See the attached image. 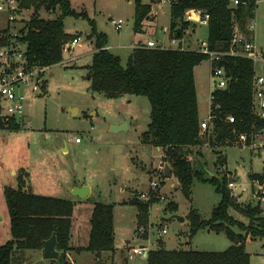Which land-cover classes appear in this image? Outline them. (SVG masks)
<instances>
[{"label": "rangeland", "instance_id": "rangeland-1", "mask_svg": "<svg viewBox=\"0 0 264 264\" xmlns=\"http://www.w3.org/2000/svg\"><path fill=\"white\" fill-rule=\"evenodd\" d=\"M170 1L174 0H149L155 7L152 11L156 9L157 13V32L153 39L164 41V46L179 47L171 43L167 31H163L170 20ZM71 6L77 12H84L86 17L66 16L63 19L65 31L72 37L79 35L78 43L63 49L62 61L46 71L42 92L28 95L29 103L25 106V117L20 121L21 128L0 129V244L11 238L3 190L6 186L16 188L17 174L24 173L21 172L24 170L27 173V186L33 193L75 204L70 228L71 244L69 242L66 251L67 264L98 262L91 252L75 250L87 243L90 213L95 202L113 205L115 249L101 254L99 261L102 264H145L144 258L131 252V248L139 244H145L142 247L148 249L157 246L169 250L226 249L231 241L223 232L201 229L189 237V210L194 209L201 217L208 218L220 195L210 182L194 178L188 199L181 192L178 179L171 170L164 175L157 167L159 161L168 164L161 156V149L156 150L142 141V133L150 120L147 98L130 94L117 98L105 97L92 91L90 80L86 78L87 65L92 56L90 51L94 48L92 27L97 33L106 35L109 50L120 57L123 66L132 43L140 38H148V31H144V34L133 31V1L71 0ZM56 14L39 11V16L45 19L54 18ZM30 15V9L22 10L18 19L7 23L6 12L0 10V29L8 26V31L20 35ZM119 18L123 24L116 29L111 20ZM252 21L254 43L264 48V0H256ZM206 35L207 26L198 22L186 30V36L193 44L200 43ZM188 46L196 50L200 45ZM262 72L264 74V70ZM194 75L201 121L207 118L214 84L210 76V61L204 60L197 65ZM71 108H75V114H72ZM122 123H126L127 129L110 130L111 125ZM213 135V125L209 122L204 143L191 149V160L195 167L205 163V167L219 181L223 176L228 178L227 187L238 203L254 205L259 202L264 209L263 184L251 177L253 173L262 174L264 171V134L254 137L255 145L250 147L239 141L238 134L231 141L224 143L219 140L213 145L209 142ZM77 136L80 143L74 142ZM64 146L67 147L66 151L63 150ZM196 152L200 155H196ZM152 180L158 182L155 187L151 186ZM82 184L90 188L86 200L71 194L74 185ZM142 193L147 198H142ZM151 198L155 202L150 203L146 222L136 224L134 199L144 202ZM169 202L177 205L175 211L166 207ZM229 214L244 224L248 221L232 209H229ZM175 215L183 217V221L167 219ZM137 225L143 226L144 232H138ZM163 227L166 233L161 232ZM233 229L239 231L235 226ZM126 240L130 242L126 243ZM245 250L250 255L249 264H264V239L248 236ZM40 251L36 250V255L30 252L34 260H38L37 253ZM27 263L42 264L45 259L39 258L38 262L27 260Z\"/></svg>", "mask_w": 264, "mask_h": 264}, {"label": "trees", "instance_id": "trees-1", "mask_svg": "<svg viewBox=\"0 0 264 264\" xmlns=\"http://www.w3.org/2000/svg\"><path fill=\"white\" fill-rule=\"evenodd\" d=\"M132 1L133 31L140 32L143 22L151 18V4L142 0ZM255 8L256 0H238L234 5L230 0L170 1L169 37L181 39L187 28L195 24L187 12L201 9V14H208L206 47L210 51H227L235 26L245 39L252 40L253 31L248 24L254 17ZM29 9L31 15L25 28L21 29L22 34L17 37V41L25 45L28 62L46 66L61 62L64 45L79 36L72 37L65 31L63 19L66 16L86 18L85 13L72 8L70 0H20L19 12ZM40 10L57 14L54 18L45 19L39 16ZM92 29L96 51L92 53L86 73L90 76L91 90L109 98L126 94L147 98L150 120L142 133V141L162 150L163 158L177 177L186 198L190 197L194 178L210 182L220 195L208 218L201 217L194 209L189 210V237L198 230L207 229L223 232L231 241L222 251L169 250L157 246L148 250L145 264H249L250 255L245 250V240L248 236L264 239V209L259 202L254 205L238 203L227 187L226 176L219 181L215 174H207L205 163L196 168L191 160L192 147L204 143L206 132L200 129L193 70L202 61L208 60V55L199 50L149 48L138 44L131 49L123 66L120 57L106 48V35L97 33L94 27ZM8 43L7 26L0 29V47ZM211 64L223 67L228 79L225 88L210 92L209 116L214 135L209 142L217 144V133L220 142L224 143L231 141L234 135L245 133L246 144H249L251 134L264 132V118L257 117L251 108L253 62L246 57L225 55L217 63ZM228 115L234 117L232 123L225 120ZM19 128L20 123L13 118L0 117L1 130ZM196 155L200 153L196 152ZM21 172L24 173L17 174V187L6 186L3 190L11 238L0 244V264H29L26 252L41 250L53 230L59 255L56 259H50L49 264H67L66 251L69 249L74 202L33 193L26 183L27 173L24 170ZM263 176L264 171L262 174H251L261 183ZM154 202V198L144 202L134 199L136 224L146 222V213L150 203ZM166 207L172 212L177 209V205L171 202ZM229 209L247 218V223L234 218L229 214ZM89 223L86 245L75 250L91 252L97 258L96 264H102L99 261L101 254L115 249L113 205L95 202ZM233 226L239 231H234Z\"/></svg>", "mask_w": 264, "mask_h": 264}, {"label": "built area", "instance_id": "built-area-1", "mask_svg": "<svg viewBox=\"0 0 264 264\" xmlns=\"http://www.w3.org/2000/svg\"><path fill=\"white\" fill-rule=\"evenodd\" d=\"M232 4H237L238 0H230ZM20 0H0V10L6 12V22L12 23L15 19H18L20 12L18 10ZM208 14L204 13L200 15L198 20L201 24H206ZM111 22L116 29H120L123 24L122 19L114 20ZM248 28L252 30L253 23L248 24ZM9 43L0 47V117L13 118L16 122H19L25 117V106L29 103L28 95H38L42 92V88L46 83V71L50 66L30 64L25 54V45L17 41V33L8 31ZM79 36L64 45V49L70 48L73 44L77 43ZM144 47L154 48H179L184 47H169L162 45V42H156L152 39L148 40ZM202 53H205L209 57L210 61V76L213 78V89H223L226 86L227 77L225 70L221 66H212V62L217 63L222 56L225 55H238L246 57L253 62L254 75L252 78V95H251V108L252 112L259 118H264V74L261 69H264V48L258 47L252 38L247 40L240 33L237 26L234 27L230 48L227 51H210L206 47V43L199 49ZM256 66L261 67L260 70L256 69ZM212 89V90H213ZM200 121V129L202 131L208 129V123L210 122L209 112ZM225 120L229 123L234 121L232 115L225 117ZM263 133H254L250 135L249 144H246L247 136L245 133H239V141L243 145L254 146V137ZM75 142H79L80 138L77 136L74 138ZM164 157V154L161 155ZM157 167L163 172L164 175L166 164L159 161ZM158 184L156 180L151 181V186L155 187ZM142 198H147V195L142 193ZM144 227H137V231L144 232ZM162 233H166V229H161ZM147 247H132V254L145 258L148 252ZM114 264V263H111Z\"/></svg>", "mask_w": 264, "mask_h": 264}, {"label": "crops", "instance_id": "crops-1", "mask_svg": "<svg viewBox=\"0 0 264 264\" xmlns=\"http://www.w3.org/2000/svg\"><path fill=\"white\" fill-rule=\"evenodd\" d=\"M71 1V0H70ZM146 3H150L151 4V12H150V14H151V18H149L148 20H146V21H144L143 22V26H142V30L140 31V32H137V33H143L144 34V31H148V38H146V39H137L135 42H133L132 43V47H131V49L132 48H134V47H136L138 44H145L148 40H150V39H152V40H154L153 38L156 36V26H155V19H156V17H157V13H156V9L154 10V12L152 11L155 7H153L152 6V3L151 2H149V0H146L145 1ZM170 21V20H169ZM195 24L194 25H196V23L198 22V21H193ZM251 22L254 24V22L251 20ZM199 23V22H198ZM201 24V23H200ZM206 25V24H205ZM168 26H169V23H168ZM168 26H167V28L166 27H164L163 28V31H167V37H168V40L171 42V43H173V44H175V45H178V46H180L181 45V47H184L185 49H190V50H195V48H193V47H189L188 46V44L189 45H191V46H195V45H200V46H198V48L196 49V50H198L203 44H205L206 42V36L200 41V43H197V44H193V41L191 40V39H189V38H187V36H186V31H185V33H184V35H183V37L181 38V39H175V38H170L169 37V33H168ZM253 31V30H252ZM193 32H195V29H193ZM253 33H254V31H253ZM254 38V37H253ZM254 40V39H253ZM154 41H156V40H154ZM156 42H164V41H162V40H160V41H156ZM186 43V44H184V43ZM196 42H199L197 39H196ZM78 43V42H77ZM261 47V46H260ZM106 48L107 49H110V46L109 45H106ZM94 51H96V49L95 48H93L91 51H90V53L92 54ZM68 60V59H67ZM62 61V60H61ZM65 61V60H64ZM199 65V64H198ZM53 65H51L50 67H52ZM196 67V66H195ZM194 67V68H195ZM257 68H258V70H260L261 69V67H259V66H257ZM264 69H261V72L263 71ZM87 73V72H86ZM193 73H194V70H193ZM88 76V75H87ZM87 76H86V78H87ZM89 79V78H88ZM194 79H195V75H194ZM209 105H210V103H209ZM210 107V106H209ZM208 112H209V110H208ZM208 115V114H207ZM112 126V125H111ZM75 142V141H74ZM81 141H79V142H75V143H80ZM65 143V142H64ZM151 147H153L154 149H160L159 147H154V146H152V145H150ZM66 149H67V147L66 146H64V148H63V150L64 151H66ZM82 185H84V184H82ZM74 186H81V185H74ZM73 186V187H74ZM88 186V185H87ZM73 187H72V189H73ZM89 187V186H88ZM72 191V190H71ZM89 193H90V188H89V191H88V194H87V196L86 197H84V198H80V199H85V198H87L88 197V195H89ZM72 194V193H71ZM73 195V194H72ZM73 196H75V195H73ZM75 197H77V196H75ZM77 198H79V197H77ZM86 200V199H85ZM75 205V204H74ZM74 209V208H73ZM72 215H73V212H72ZM71 219H72V216H71ZM88 236V235H87ZM70 240H71V237H70ZM69 240V242H70V244H71V241ZM128 241V242H127ZM130 242V240H126V243H129ZM143 245H145V244H139V245H135L134 247H142ZM146 246V245H145ZM73 251H75V250H73ZM78 252H81V251H84V250H77ZM29 252V253H28ZM30 252L32 253V254H35L36 255V253H35V251H32V250H28L27 252H26V256H27V258H28V260L29 261H33V262H38L39 261V258H42L41 256V251H40V253H37V256H38V260H34V257H33V255L32 254H30ZM69 253L70 252H72V251H68ZM68 252H67V254H68ZM77 254V253H76ZM75 254V255H76ZM44 259V258H43ZM56 259V258H55ZM49 260L50 259H45V263H43V264H49Z\"/></svg>", "mask_w": 264, "mask_h": 264}, {"label": "water", "instance_id": "water-1", "mask_svg": "<svg viewBox=\"0 0 264 264\" xmlns=\"http://www.w3.org/2000/svg\"><path fill=\"white\" fill-rule=\"evenodd\" d=\"M202 13L201 9L195 10L194 12L188 11L187 15L189 17V19L191 21H198L200 18V15ZM90 76L88 75L87 78H89ZM72 114H75V108H71L70 109ZM127 129V125L126 123H122L119 125H112L111 126V131L116 132L119 130H125ZM219 138L220 135L219 133H217L216 137H215V141L219 142ZM205 171L210 175H214L213 172H211L210 170H208L205 166H204ZM170 168L168 165H166V169H165V173L168 174L170 172ZM230 181V179H229ZM262 184H263V197H264V176L262 177ZM89 191V187L87 185H81V186H74L71 193L79 198H84L87 196ZM172 218H176L179 221H183V217L181 216H171L169 219ZM128 242V241H127ZM56 247V235H55V230H53L51 236L49 237V239L45 240L41 249V254H42V258L44 259H55L58 257L59 252L58 250L55 248Z\"/></svg>", "mask_w": 264, "mask_h": 264}]
</instances>
